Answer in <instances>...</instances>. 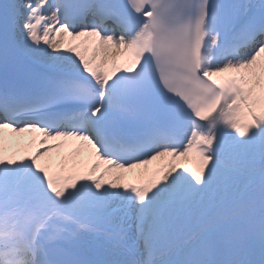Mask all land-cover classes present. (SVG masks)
I'll list each match as a JSON object with an SVG mask.
<instances>
[{
	"label": "bare ground",
	"instance_id": "bare-ground-1",
	"mask_svg": "<svg viewBox=\"0 0 264 264\" xmlns=\"http://www.w3.org/2000/svg\"><path fill=\"white\" fill-rule=\"evenodd\" d=\"M18 2V0H5L8 9V21L11 19L20 22L21 12L17 4ZM52 17L53 19L48 22L49 25H53L55 22L58 23L53 13ZM52 29L50 32L53 34H51V40L48 41L47 45L44 40L45 36L28 38L23 31V28L19 25L13 29V34L22 49L29 55L51 64L54 67H61L67 70H80L83 65L85 66L92 63L96 67V71L93 70L96 74L99 72V68L109 64L120 52V48L112 45L105 36L100 37L99 41H97L93 47H89L93 38L97 36L96 34L92 35L88 31H79L80 33H86V35L81 37V34L74 35V33H70V31L66 30L63 26L61 28L55 26ZM34 33L35 32L32 31L31 35H34ZM57 45H59V47L56 48ZM260 56H262L260 53H246L242 56V60L236 61V68H231L233 61L228 60L224 64L230 65L231 69L226 72L221 71L220 66H211L213 64V57L208 58L205 61L206 68H213L208 70L209 76L216 82H219L221 85L220 87L223 90V95L225 96L223 108L220 109V114L218 113L219 116L217 114V117L211 123V130L212 132L215 131V134H218L219 144L223 149V152H229L231 157H237L240 159L239 162H244L243 164H246L245 162L247 161L242 159L244 156L243 153L245 152L247 159H249L248 162H253V160H255V162H253V165L248 163L247 165H244L245 167L242 169H238L232 164L229 166H223L222 162L212 161L213 165L222 167L223 171L228 173L231 177H234L235 179L246 178L250 182L247 188L244 187L241 190L237 199L225 202V204L216 211L209 212V214L206 213L199 219V223L196 224V227L197 230L202 229V232L194 237V245L182 246V243L185 241L183 240L184 237L181 232L178 236H174L166 241L163 246L157 250H154L152 246L147 247L144 259L141 260L138 253H133L128 246H124L118 239H112V237L96 238L91 233L86 234L81 228L71 231L75 227L65 224L69 226V231H71L69 233L71 236L69 237V234L58 231L42 236L39 232H36L33 237L35 243L31 241L34 245L33 252L37 253L43 245L50 241H55L92 259L101 256L106 264H175L176 262H182L183 264H204L205 261L202 258L201 249L207 245L205 244V240L208 237L206 233L214 230L215 234H217L214 236L217 238L215 245L217 247V253L210 252V254H213L211 259L212 264H231L236 254L244 249H248L249 254L252 255V264H264V119L258 115V112L256 113L255 111L252 113L250 112L251 109L249 110V108H255V105L259 104L258 100L254 102L251 101V98H253L254 94L260 90L262 84L259 81H257V83H252L251 80H253L254 71L260 70L259 62L264 60V57ZM237 74H242L240 81L242 84L246 85L248 91L252 92L250 96H243L246 89L243 91L241 88V83H239V79H237ZM229 79L232 82L229 83L230 85H227L226 83ZM224 81L226 83H224ZM262 102L264 103V101ZM246 104L248 105L246 106ZM18 130L19 128L10 130V140H16V137L13 134H17ZM0 134H4V131L1 128ZM249 134L252 138L256 139L257 144H255L252 138L248 136ZM18 136L19 135H17V137ZM82 142L83 139H80V143ZM85 144V147L88 149V155H86L83 160L78 159L77 167L83 165L88 166V161L86 163V160H90L91 152L89 151L91 150L92 145L88 144V142ZM0 154H2V152H0ZM160 154L162 156L160 158L158 157L157 160L154 159L156 161L154 164L159 166L160 172L163 173L164 177L168 179L174 178L176 175L173 174V166H181V164L178 163H180V160L181 158L183 159V157L179 152H176L174 155L170 152H160ZM168 155H172L170 156L171 160L170 158H167ZM250 155H253L254 157L251 158ZM163 160L168 161V163L164 164ZM22 164L23 163H20L18 166H14L15 168L18 167L16 172L22 170ZM36 164L37 162L33 164V166H36ZM145 164L146 163L135 164L136 166L134 167L132 174L129 175L141 184H146L150 181L151 172L149 173L148 170L145 172L143 168ZM164 165L168 168L167 172L163 168ZM61 166L62 165L57 164L55 165V168ZM110 166L112 167V165H109L107 169ZM194 166L195 168H192L187 176L184 175L185 180L178 184L181 189L188 186L186 188L187 192L185 193V196L188 197L194 195V192L196 191L195 189H197L196 186L188 184L189 181L194 180L196 174H198V186H200V183L203 184L204 182V180H201L202 176L199 175V173H196L199 170V163L194 164ZM191 167H193V163H190L187 167H183V171L186 173ZM107 169H104L103 171ZM40 170L42 173L44 172L42 168ZM75 174L72 173L66 178H71L74 181V178L78 179L77 174L76 176ZM101 174L102 173L100 172L99 176ZM118 175L119 174H116L114 176L112 173L105 175L104 179H111L112 181L109 186L112 188V191H115L114 189L117 187L114 178L116 176L118 177ZM46 176L47 175H43L42 178L47 179ZM32 178L33 177H27L25 180L30 181ZM88 178L89 182H91V177ZM21 179H23V176L19 180ZM68 179L65 182H68ZM19 180L14 184L10 182L5 187L4 196H9L11 200L10 202L5 203L0 197V209L2 205H5L2 209L6 210L7 214L15 213L16 211L20 212L23 217L29 218L30 226H34L36 229V223L40 220H44L43 214L49 210L47 203L44 201L40 190L31 191L32 189L29 187L24 191L16 190L15 184H17ZM244 183L247 182L243 181V184ZM91 188L92 185L89 188H86L83 184V191L79 194H86V196H88L87 203L90 207L93 204L92 201L95 195L93 190L90 191ZM1 190L4 191L0 185V191ZM87 190L88 192H86ZM31 192H33V195L29 196ZM106 192H108L106 188L96 190V194L98 195ZM73 197L76 198L77 195ZM117 197H121L125 203H133L132 200L125 198L120 185L118 186ZM80 198L81 197H79V200ZM111 199L112 197H108L105 202L100 203L101 206H107ZM33 202H36L35 207L32 206ZM146 203H150V201H147ZM108 206L109 207L106 210L107 213L111 214L114 210L112 218L116 219L117 215L115 214V207L113 205ZM144 210H148L147 206ZM86 211L91 212L90 215L94 217L99 216L93 209V205L91 209H87ZM120 211H122V207ZM80 216L83 217L82 214H80ZM152 219L154 222L144 232L146 236L143 237V241L146 243L160 240L163 234L168 235L167 232L162 234L159 233L162 224L158 222V217L154 215V218ZM111 221V223L114 224L112 219ZM132 221L137 225L143 220L133 217ZM113 227L117 236L119 231L116 229L115 225H113ZM36 231L38 230L36 229ZM98 241L101 243L100 248H96L94 245V243ZM134 244L138 245L139 241H136ZM207 247L209 250L215 251V248L212 245L210 246V244H208ZM208 264H210V262H208Z\"/></svg>",
	"mask_w": 264,
	"mask_h": 264
},
{
	"label": "rangeland",
	"instance_id": "rangeland-1",
	"mask_svg": "<svg viewBox=\"0 0 264 264\" xmlns=\"http://www.w3.org/2000/svg\"><path fill=\"white\" fill-rule=\"evenodd\" d=\"M57 47H59V45H57L56 48ZM256 54H258V53H256ZM259 66H260V70L254 71V73H253L254 77H253V80H251L252 83H257V81H259L262 84V87H260V90L254 94L253 98H251V101H254V102L258 100V95L260 93H264V60H261L259 62ZM236 67H237V64H233L231 68H236ZM226 68H228V66ZM231 68H229L228 70H230ZM248 93L250 96L252 92L248 91ZM258 102H259V104L255 105V108L251 107V110H254L253 112L256 111V113L258 112L259 113L258 115L264 119V103L260 100H258ZM261 104H262V106H261ZM155 157H156V155H155ZM170 160H171V158H170ZM167 162L168 161H166V163ZM192 162L193 161L191 159L186 161V162L182 161V159H181L180 163H178V164H181V166H179V165L175 166L174 165L173 166L174 170H172V171H173V174H175L177 177L175 176L174 178H171V179L165 178V181L161 185L159 192H157V194L154 197V200L156 202H159L164 208L163 209V215H162V220H163L164 224L168 227L167 222H169L170 220L174 221V224L171 225V229L173 231L178 230V226L180 223L183 222V219L185 218V215L187 212L186 206H184L182 203H179V199L184 198L183 196H184L185 190L188 186L181 189L180 185H178V184H180L181 182H183L185 180L184 175L187 176V174L189 172H191L192 168H195V166L193 164V167H191V169L189 168L190 170H187L186 173L183 171V167H187ZM201 170L202 171L198 170V172H196L202 176L201 180L204 179V181H205L208 178V180L215 181L216 179H218V177H213L216 174L219 175L218 173L215 174V173H213V171L208 170L206 168L201 169ZM197 178H198V174L195 175L194 180L189 181V183H188V184L196 186L197 189H195L196 190L195 192L200 191L199 186L197 184L198 183ZM117 180H118V178L115 181L117 182ZM184 186H186V185H184ZM235 189H236V187L232 186L231 190L228 193H226L225 195L219 194L217 200L220 201V203H221L223 201V199L229 197L230 193L232 191H235ZM114 190H116V189H114ZM180 191H183V194L177 198L176 193H180ZM209 192H210L209 190L205 189V195L212 197V193L211 192L209 193ZM213 194H214V192H213ZM208 200H210V199L207 198V199H205L204 202H207ZM185 201L195 202L196 200L191 196L190 198H186ZM125 207H126V204H125ZM199 209H202V206H198V211H199ZM129 210L130 209L127 208V212L125 215H123V220H121V224L118 226V228H121L123 226V222H125L124 231H126L127 233L131 232L132 228H134V226H132V223H131L132 213H130ZM171 210H172V212H171ZM179 210H181V211L179 212ZM197 212H195L193 214H196ZM169 214H172V216H170ZM120 216H121V214H120ZM149 222H150L149 219L145 220V222L139 226L140 230L141 231L144 230L149 225ZM169 229L170 228L168 227V230ZM136 232L139 233L137 230H136ZM138 238H140V237H138ZM134 240L129 241V244L132 246L131 250L134 251V253L138 252V250H140V249L145 248L144 242H140V245L136 246L134 244ZM141 257H142V255H141Z\"/></svg>",
	"mask_w": 264,
	"mask_h": 264
},
{
	"label": "water",
	"instance_id": "water-1",
	"mask_svg": "<svg viewBox=\"0 0 264 264\" xmlns=\"http://www.w3.org/2000/svg\"><path fill=\"white\" fill-rule=\"evenodd\" d=\"M59 249H61L62 254L64 255L65 258H67V256L74 261V263H79V264H92L90 262H87L83 257L80 256H75L73 254H71L69 251H67L66 249H63L61 247H59ZM50 258L52 260H54L56 257L52 254V253H48ZM60 264H67V261H59Z\"/></svg>",
	"mask_w": 264,
	"mask_h": 264
}]
</instances>
